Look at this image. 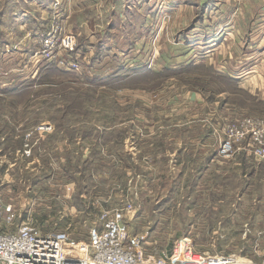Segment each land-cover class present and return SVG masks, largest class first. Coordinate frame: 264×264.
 Instances as JSON below:
<instances>
[{
    "label": "rangeland",
    "instance_id": "rangeland-1",
    "mask_svg": "<svg viewBox=\"0 0 264 264\" xmlns=\"http://www.w3.org/2000/svg\"><path fill=\"white\" fill-rule=\"evenodd\" d=\"M192 1L8 0L0 199L18 215L9 229L29 217L44 233L87 241L99 211L120 205L114 183L124 179L129 202L140 206L127 226L149 252L169 253L186 237L197 253L264 264V183L239 177L233 160L243 150L217 157L225 120L260 117L264 104L199 53L197 38L211 44V30L197 31ZM57 25L60 55L77 69L39 68L34 52ZM40 123L53 128L39 133ZM38 176L35 192L21 188Z\"/></svg>",
    "mask_w": 264,
    "mask_h": 264
},
{
    "label": "built area",
    "instance_id": "built-area-1",
    "mask_svg": "<svg viewBox=\"0 0 264 264\" xmlns=\"http://www.w3.org/2000/svg\"><path fill=\"white\" fill-rule=\"evenodd\" d=\"M60 35L61 27L57 25L39 41L40 48L34 55L41 54L39 62L47 65L67 71L77 69L75 61L61 57ZM52 128L48 123H40L36 131L45 133ZM240 149L264 165V117L244 116L225 120L217 157L230 160ZM24 153L29 155L30 151ZM98 176L92 177L99 180ZM115 184L116 195L121 198L120 205L100 210L96 224L88 232L87 241L80 242L71 240L66 232L44 233L29 217L17 223L14 229H9L18 215L12 205L4 208L0 199V221L3 218L6 225L5 228L0 227V264H244L230 256L197 253L186 237L177 240L169 253L149 252L145 237L130 233L127 226V219H132L140 208L132 205L129 195L124 192L123 188H130V183L124 186Z\"/></svg>",
    "mask_w": 264,
    "mask_h": 264
},
{
    "label": "crops",
    "instance_id": "crops-1",
    "mask_svg": "<svg viewBox=\"0 0 264 264\" xmlns=\"http://www.w3.org/2000/svg\"><path fill=\"white\" fill-rule=\"evenodd\" d=\"M192 4L196 6L197 13H200L197 14V31H200L201 26H207L211 30V44L207 42L206 37H202L201 40L197 38L198 44H200L197 47L199 53H201L199 49H203L202 53H206L203 58L208 62V65H212L218 72L226 75V78L236 83L240 90L255 96L260 105L264 104V0H194ZM18 12L15 10L13 13L25 17L23 11ZM8 35H12L11 31H8V0H0V74L8 73ZM26 37L27 34L20 35L21 39ZM197 37L199 36L197 35ZM190 38L189 34L185 35L184 33L182 40L187 42ZM212 44H216V46L212 47ZM28 51L29 49H27ZM47 66L50 65L40 63L39 68L42 70ZM39 68L37 72L33 73L34 77ZM5 77L4 81L8 84V75ZM257 112L263 114L260 117H264V112ZM243 154L246 155L242 152L239 157L242 160L237 159V154L235 158V155L233 156V164L241 168L239 177H244L248 184L251 181L264 183V172H260L262 169L264 171V165L255 159L252 161L243 159ZM186 163L189 162L183 161V164ZM149 175L151 174H147L148 178H150ZM39 177L41 176H38L34 183L30 182L26 186H24V179H21L19 181L21 188H25L26 192H35L33 189L38 188V182L42 179ZM49 178L46 175L43 177L44 181ZM199 178L202 179V176ZM11 180V178L8 179V185H11ZM87 180H89L88 176ZM197 182L198 180H196V186H198ZM116 183H121L123 186L125 184L124 179L123 181L117 180ZM71 185L73 186V184H69L70 187ZM85 186L86 184L84 189ZM170 192H174V190L171 188ZM239 196H243V192L239 193L238 198ZM216 200L217 203L221 202L219 197Z\"/></svg>",
    "mask_w": 264,
    "mask_h": 264
},
{
    "label": "trees",
    "instance_id": "trees-1",
    "mask_svg": "<svg viewBox=\"0 0 264 264\" xmlns=\"http://www.w3.org/2000/svg\"><path fill=\"white\" fill-rule=\"evenodd\" d=\"M59 72H61V71H59ZM225 78H226V77H225ZM227 79H228V78H227ZM228 80H229L230 82H233V81H231L230 79H228ZM233 83H234V82H233ZM74 95H75V94H74ZM75 96H76V95H75ZM76 97H77V96H76ZM63 99H64V98H63ZM69 100H72V99L69 98ZM72 101H73V100H72ZM69 104H71V103H68L67 105L69 106ZM67 105H66V106H67ZM66 106H65V107H66Z\"/></svg>",
    "mask_w": 264,
    "mask_h": 264
}]
</instances>
